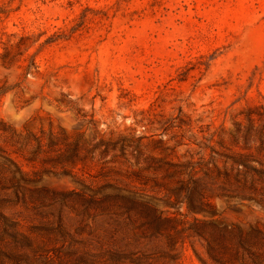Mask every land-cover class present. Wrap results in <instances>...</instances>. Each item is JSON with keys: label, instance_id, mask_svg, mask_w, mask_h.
Instances as JSON below:
<instances>
[{"label": "rangeland", "instance_id": "rangeland-1", "mask_svg": "<svg viewBox=\"0 0 264 264\" xmlns=\"http://www.w3.org/2000/svg\"><path fill=\"white\" fill-rule=\"evenodd\" d=\"M0 264H264V0H0Z\"/></svg>", "mask_w": 264, "mask_h": 264}, {"label": "trees", "instance_id": "trees-1", "mask_svg": "<svg viewBox=\"0 0 264 264\" xmlns=\"http://www.w3.org/2000/svg\"><path fill=\"white\" fill-rule=\"evenodd\" d=\"M243 166L246 167V168H251V167H249V165H247V164H244ZM251 169H253V168H251ZM208 255H209V256H212L211 253H210V251H208Z\"/></svg>", "mask_w": 264, "mask_h": 264}]
</instances>
